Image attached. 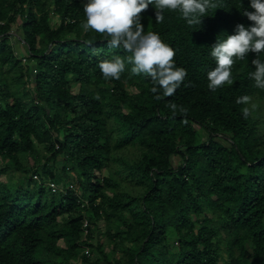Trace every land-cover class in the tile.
Returning a JSON list of instances; mask_svg holds the SVG:
<instances>
[{
  "label": "trees",
  "instance_id": "16d2710c",
  "mask_svg": "<svg viewBox=\"0 0 264 264\" xmlns=\"http://www.w3.org/2000/svg\"><path fill=\"white\" fill-rule=\"evenodd\" d=\"M216 4L194 25L176 10L162 21L152 4L141 11L144 31L186 69L157 98L130 52L83 28V0H0V264H264L255 53L235 61L231 83L213 90L207 78L211 45L252 23L242 12L252 9ZM115 56L125 70L105 78L99 64Z\"/></svg>",
  "mask_w": 264,
  "mask_h": 264
},
{
  "label": "clouds",
  "instance_id": "9594fccd",
  "mask_svg": "<svg viewBox=\"0 0 264 264\" xmlns=\"http://www.w3.org/2000/svg\"><path fill=\"white\" fill-rule=\"evenodd\" d=\"M149 4L156 10L157 21H162L163 10L169 9L178 11L188 25L200 24L205 13L217 8L216 0H83L86 17L83 28L103 34L110 47L130 52L127 60L131 63V72L150 76L151 91L160 98L175 92L186 76V69L175 65V50L158 32L144 31L141 11ZM249 5L252 10L245 8L242 12L252 23L238 22L232 33L211 45L210 55L215 59V66L207 71L210 89L231 83L233 64L249 52L255 53L251 60L255 67L249 75L258 88L264 89V0H249ZM99 68L105 78L118 79L125 70V60L120 56L104 59ZM250 100L248 94L236 98L238 104L245 105L242 108L245 117L250 112L247 106ZM171 107L175 113L176 105Z\"/></svg>",
  "mask_w": 264,
  "mask_h": 264
},
{
  "label": "rangeland",
  "instance_id": "374dc122",
  "mask_svg": "<svg viewBox=\"0 0 264 264\" xmlns=\"http://www.w3.org/2000/svg\"><path fill=\"white\" fill-rule=\"evenodd\" d=\"M13 32H15V27H14ZM13 42L16 46L18 45L19 49L22 47V45L17 40L13 39ZM260 115L264 117V109L260 110ZM179 160L180 159L177 156H175L173 159V163L176 164L179 162ZM59 161L61 162L60 159H59ZM104 172H105V170H104ZM10 178L14 182L21 180V176H19V173H15V175L11 176ZM75 186H76V183H75ZM103 227H104V221L102 219H98L95 223V226H94V232H95L96 236H97V233L99 232V230L102 229Z\"/></svg>",
  "mask_w": 264,
  "mask_h": 264
},
{
  "label": "built area",
  "instance_id": "2783aa9c",
  "mask_svg": "<svg viewBox=\"0 0 264 264\" xmlns=\"http://www.w3.org/2000/svg\"><path fill=\"white\" fill-rule=\"evenodd\" d=\"M33 71H35V69H33ZM33 178H38V175L37 174H33ZM48 184H49V186H50L52 191H56L58 189H61V187L59 185H57L55 182L51 181ZM69 186L73 187L72 184H70ZM86 224H87V221H84V224H83L84 227L86 226ZM83 252L85 254H89V249L87 247H84ZM75 262H76L75 260H69L68 264H74Z\"/></svg>",
  "mask_w": 264,
  "mask_h": 264
}]
</instances>
